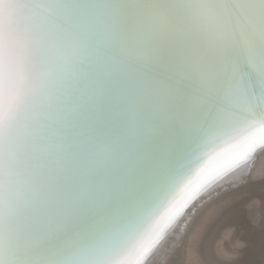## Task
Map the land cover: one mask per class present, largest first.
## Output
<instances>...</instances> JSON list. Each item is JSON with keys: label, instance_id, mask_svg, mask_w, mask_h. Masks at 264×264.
Instances as JSON below:
<instances>
[{"label": "snow or ice", "instance_id": "6c2138e0", "mask_svg": "<svg viewBox=\"0 0 264 264\" xmlns=\"http://www.w3.org/2000/svg\"><path fill=\"white\" fill-rule=\"evenodd\" d=\"M262 153L264 0H0V264H147Z\"/></svg>", "mask_w": 264, "mask_h": 264}, {"label": "rangeland", "instance_id": "374dc122", "mask_svg": "<svg viewBox=\"0 0 264 264\" xmlns=\"http://www.w3.org/2000/svg\"><path fill=\"white\" fill-rule=\"evenodd\" d=\"M240 182L215 192L170 264H264V174Z\"/></svg>", "mask_w": 264, "mask_h": 264}, {"label": "bare ground", "instance_id": "6f19581e", "mask_svg": "<svg viewBox=\"0 0 264 264\" xmlns=\"http://www.w3.org/2000/svg\"><path fill=\"white\" fill-rule=\"evenodd\" d=\"M251 164L253 163H244L209 187L187 210L183 218L175 225L165 242L160 245L147 264H170L171 257L178 253V247L182 246V241H184L195 217L209 201L213 200L215 192L219 194L222 190L231 189L232 186L238 187L239 183H241L240 181L248 182L252 178L264 174V153L257 158L253 165Z\"/></svg>", "mask_w": 264, "mask_h": 264}]
</instances>
